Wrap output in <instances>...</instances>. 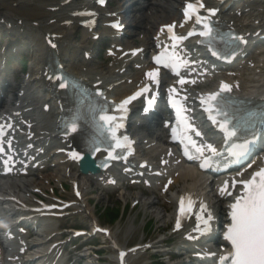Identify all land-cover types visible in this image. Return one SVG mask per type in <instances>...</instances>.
Returning a JSON list of instances; mask_svg holds the SVG:
<instances>
[{
    "label": "bare ground",
    "instance_id": "1",
    "mask_svg": "<svg viewBox=\"0 0 264 264\" xmlns=\"http://www.w3.org/2000/svg\"><path fill=\"white\" fill-rule=\"evenodd\" d=\"M78 1L0 0V36L24 41L25 47L32 50L33 62L28 77L21 82L19 95L13 99L14 104L9 106L7 101L3 102V99H0V105H2L0 127L12 126L11 130L4 131L2 137L16 143L15 152L19 158H15V160H20V167L16 168L15 174L0 180V264H28L32 255L38 256L39 264H66V259L57 258L58 251L51 247L53 243H59L58 229L53 223L54 220L48 217L52 212L43 211L44 207L37 204L39 199L36 200L33 193V190L37 189L45 194L44 184L41 183V181H45L39 175L36 179L28 177L32 171H48V167L45 165L47 159H50L54 164V178L59 180L63 178L71 183V187L74 183L77 184L76 194L72 189V194L69 196L71 199L67 201L73 203L71 209L89 221L92 229L97 225L94 212L88 207L89 193L86 191L84 181L94 182L100 188H112L111 183L118 181V176L129 178V180L133 179L148 188V192H145L146 195H151L152 192L159 193L163 197V202L169 205H174V202L184 195H192L198 199L199 206L207 202L199 198V196L204 197L213 206L211 210L214 212L209 213L211 211L209 207L207 212L205 211L206 207L201 210H191L183 218L179 227L174 226L173 229L178 235V242L183 250L189 249L192 254L211 253L212 249L206 246L208 245L206 241L209 240L210 243L215 241L221 247V243H219L221 234L216 235L214 229L216 226H221L222 234L227 231L231 223L229 219L230 205L234 200L221 197L220 180L203 171L201 164L206 158L194 163H186L181 154L177 153L176 147L169 145L166 137H162L163 135L156 136L154 139L156 141L148 139V137L154 136V133L146 122L144 124V127L147 128L146 135L136 133L133 135L128 131L131 139L136 143L135 150L130 153L125 165L117 166L119 168L113 167L105 172H87L81 167L79 158L74 159L71 155L76 153L79 157L77 141L54 135L55 123L53 119L60 116L61 107L57 98L58 92L51 87L46 77L47 59L53 55L66 72L75 73L88 82L90 87L94 84L97 85L112 100L119 101L126 98L140 85L150 84L146 73L152 71L150 65L152 55L148 60L144 59L143 55L150 54L153 49L154 52H158L159 49L168 47L167 34L162 28L178 20L176 7L179 9L177 6L180 5L179 0H170L167 11H161L162 14L159 17L152 16V18H156L157 23H152L150 36L141 39L138 48H142L143 54H133L132 51L135 48L132 45L119 43L120 32H114L107 27V24L112 22H120L123 25L122 20L125 24L132 25L127 14L124 15L120 11V6L117 11L99 13L92 4V0H83L85 4H78ZM204 1L208 8L216 7V3L212 0ZM170 8L174 10H170ZM209 19L216 20L221 26L241 33L242 44L232 59L233 68L228 71H224L223 65L214 63L205 52L199 50L195 46L197 40L194 38L173 50L180 64V74L177 78L187 77V83L181 88L190 92L186 100V105L189 107L194 106V97L203 92L208 80H217V85L224 81L236 93L257 81L264 83V56L249 50L253 41L256 40V33H259V36H264V7L252 10L243 6V9L236 7L232 10L230 5L225 4L220 7L214 17H209ZM99 22L103 23L102 31L100 33L92 32ZM4 24L10 25V29L5 30ZM77 28H82L84 40L92 39L96 35L111 40L112 58L105 70L94 68L95 65L92 64L87 53L82 52V59H78L81 49L73 45ZM189 28V25L181 26V23L178 22V31L182 35L185 36L189 32ZM4 47L6 50L0 52V57L13 46L5 45ZM169 49L171 48L169 47ZM129 64L137 68V72L133 76L124 72ZM212 67L213 71H211ZM223 77L231 78L223 79ZM13 81H15V76ZM8 83L10 89L14 91L16 87L13 83L4 82L6 85ZM257 90V96L264 99V84L263 88L260 86L257 87ZM136 111L137 108L134 107V113H137ZM138 113L136 114L137 120L142 121L146 118V116H142L141 112ZM194 119L202 120L198 116H194ZM203 125L208 124L204 122ZM205 131L203 129L200 132L201 142L214 145L220 139L215 130L211 129L210 134H206ZM258 137L259 141H264V135ZM204 151L206 150L204 149ZM140 166L145 167L140 169ZM22 170H26V176L20 174ZM156 171L160 173L159 177L156 176ZM45 178H47L45 179L47 186L50 187L52 177ZM178 184H182V188L167 198L164 192H173ZM95 189L97 190V188ZM122 190L125 189L122 188ZM118 194L125 198L122 193ZM235 195L237 194H233V197ZM160 196L157 198L161 199ZM50 199L53 198L50 197ZM46 204L49 205L52 202ZM146 206L147 210H152L150 214L155 216L158 222H166L172 217L179 219L175 209L174 213L168 217L164 214L161 215L168 211L164 205H160L161 211L153 210L150 202H144L142 207ZM8 209L13 210L14 213L9 214ZM209 214H211V220H208ZM12 218L14 219L12 220ZM26 220L34 226L32 234L25 235L21 234L20 230L18 231L21 224L27 223ZM205 221L208 223V230H205ZM208 233L210 235L207 237ZM30 235L32 238L29 240ZM103 239L117 255L119 244L116 235L110 233ZM189 239L194 242H188ZM226 250L219 252L213 250V252H217L215 258L223 255ZM22 251H24L23 255ZM132 256L133 254L129 255V262H131Z\"/></svg>",
    "mask_w": 264,
    "mask_h": 264
},
{
    "label": "rangeland",
    "instance_id": "2",
    "mask_svg": "<svg viewBox=\"0 0 264 264\" xmlns=\"http://www.w3.org/2000/svg\"><path fill=\"white\" fill-rule=\"evenodd\" d=\"M170 0H110L109 4L110 7L108 10L112 11L117 8V5L120 6V10L124 12V15L127 14L128 19L130 20V23L132 25H126L125 30L123 31V34H126L127 36H124L125 39H122V43L124 44H130L131 42H134L133 46L138 47L140 46L139 39H145L150 36V26L151 23L156 19L152 18V16L159 17L162 13L161 11H167V6L169 4ZM242 4H244V7H248L252 10H257L258 7H264V0H241ZM79 4L84 3V1L79 0ZM170 10H174L173 8H170ZM136 23V24H135ZM102 23L99 25L98 29H101ZM147 33V35H146ZM76 38L74 39L73 44L77 47L79 45L83 48V51L88 50L87 52H91L92 48L95 58L93 60V63L95 64V67L98 69L105 70L107 65L111 62L110 59H107V55L105 54V50L109 48V41L105 38H100L96 41L91 40H83L82 38V31L80 29H77L75 32ZM1 37V36H0ZM3 38V41H10L14 40L12 38L8 37H1ZM134 40V41H132ZM17 42L20 44H25L24 41H19L16 39ZM255 49L254 51H260L264 50V42H256L254 44ZM98 49L99 53L95 55L96 50ZM19 50V54H23L25 58V65L23 66V72H16L17 78L19 79L18 84L20 81L25 77V75L28 73L31 67V50L27 48H21L17 49ZM82 52V51H81ZM89 52V53H90ZM264 55V52H263ZM18 61L16 62V65ZM15 65V66H16ZM13 66V67H15ZM17 67V66H16ZM126 74L128 75H134L136 73V70L131 65L126 68ZM12 93H8L6 96V100L12 97ZM157 114L154 116H150L145 121H142L141 124H139V121H137L135 118H132L131 123V132H134L138 135H146L147 128L144 127V123L147 122L152 129L154 136H150V140H154L156 136H161V119L163 116L162 108L159 106L157 109ZM52 164H48V171L47 172H41L40 174L43 181L46 182L45 177H52L51 178V189L54 191L56 196L61 197H67L69 196V188L67 187L68 182L64 180L63 178L59 180L58 178H54V172L55 168L51 167ZM37 173H34L33 177L36 179ZM45 182H42L44 186H47ZM87 186V190L91 191V193L88 195L90 198V208L94 212V215L97 218V222L101 226H106L105 218L103 215L99 213L100 209H105L106 207H119L126 205L127 207L129 205L132 206L133 203L139 202L138 206L130 209L126 214L122 216V218L114 225L111 226L110 229L115 233L117 236V240L121 246V248H128L135 245H139L142 243L146 238L147 242H152L161 240V239H167L168 244L170 246H178L177 239L171 236V227L169 223L166 222H158V219H156L155 216H152L150 212L152 210H147L146 207H142L144 202H150L152 203L153 210L161 211L160 205H164L168 208V211L166 213H161V215H166L169 217L170 213L173 211V207L169 205L168 203H164L162 200H158L157 194H151L146 195L145 192H141V187H135L136 189L133 190H126V193L124 195L125 198H121L119 196V190H111V189H102L98 188L95 183L92 182H85ZM60 184L62 186L66 187V192L63 191L60 188ZM128 184V180L122 181L120 183V187L124 188ZM97 188V190L95 189ZM182 188V184H178L176 186V191L180 190ZM93 191V192H92ZM46 192L49 196H51L50 188L46 187ZM171 195V193H168L166 196ZM139 199H141L139 201ZM55 225L57 226V229L60 231V234H63V231H67L68 229H83L87 230L88 222L85 220L82 216L78 215H70L66 217L65 219L54 221ZM150 222V223H149ZM167 224V226H166ZM152 226V227H151ZM165 226V227H164ZM151 227L150 231L148 232V229ZM217 234L218 231H216ZM63 240L62 237H60ZM152 240V241H151ZM103 240L98 239H89L87 240L86 244L92 245V246H98L102 244ZM72 243H68L66 246V252L70 250ZM76 245V244H74ZM106 247V246H105ZM170 251V248H168ZM150 252L144 254L139 259L134 260L132 264H152L153 259L149 258ZM113 254L112 251L109 248H105L104 254L102 256L103 263L105 264H113ZM72 253V258L69 261L71 264H77L78 259H76ZM112 258V259H111ZM186 259V258H185ZM184 258L179 260H173L170 264H177L181 262L182 260H185ZM167 259H163L160 262H166ZM159 263V262H158ZM169 264V263H168Z\"/></svg>",
    "mask_w": 264,
    "mask_h": 264
},
{
    "label": "snow or ice",
    "instance_id": "3",
    "mask_svg": "<svg viewBox=\"0 0 264 264\" xmlns=\"http://www.w3.org/2000/svg\"><path fill=\"white\" fill-rule=\"evenodd\" d=\"M103 0H101V3ZM203 4H188L186 5L184 16L185 19L191 18L192 15H196L199 8H202ZM214 15L215 13H211ZM196 23H202L201 18L196 16ZM204 31L200 33L201 36L210 37L212 29L208 26L206 22L203 23ZM172 26H169V31L171 32ZM174 40L183 39L170 37ZM175 47V44L173 45ZM213 54L216 53L213 51ZM156 63H160L159 60H156ZM167 67V65H165ZM149 79L154 83L157 82L156 72H150L146 74ZM181 84L185 83L184 80L180 81ZM61 87H68L67 84L61 83ZM222 91L227 90L226 85L221 86ZM147 89L145 88L144 91ZM172 92H175L173 89ZM136 95H140L137 93ZM136 96L131 97L129 100H125L120 108L123 110L125 106L131 102L132 99H135ZM216 100V96L208 97L206 101L202 100V103L210 102ZM182 109L178 108V113ZM211 118V117H210ZM106 123H111L113 118L110 117H101ZM223 127V125H221ZM75 131V126L72 129ZM196 135H200L199 132H196ZM248 143H252L251 141ZM248 143L242 146V152L248 150ZM95 151H99V148H95ZM197 152L203 155V149L197 148ZM207 151L215 154L216 150L210 145L207 146ZM72 158L78 159L76 153H72ZM109 158H113L110 154ZM191 159L192 157L189 156ZM207 161H204L201 164L203 168ZM235 186V182L233 184ZM223 191V190H222ZM231 195V193H229ZM189 199V207L191 208V200ZM203 208V205L201 206ZM231 224L227 229V232L224 236V239L231 244V253L229 257H221V264H224V261L230 260V264H264V168L256 172L250 180L243 183V194L236 198L235 203L231 206ZM180 211L183 214L185 212V201L184 198L180 202ZM200 219V217H198ZM208 220H211V214L208 216ZM205 223V230H208V223ZM177 227H179V221L177 222ZM199 230V229H198Z\"/></svg>",
    "mask_w": 264,
    "mask_h": 264
},
{
    "label": "trees",
    "instance_id": "4",
    "mask_svg": "<svg viewBox=\"0 0 264 264\" xmlns=\"http://www.w3.org/2000/svg\"><path fill=\"white\" fill-rule=\"evenodd\" d=\"M117 218H118V213H116V211L115 212L114 211L109 212V214H108L109 222H114L117 220Z\"/></svg>",
    "mask_w": 264,
    "mask_h": 264
}]
</instances>
